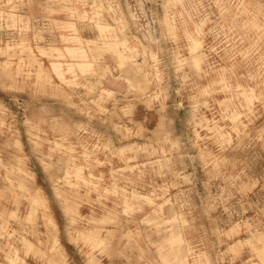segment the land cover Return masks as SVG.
<instances>
[{
	"label": "rangeland",
	"instance_id": "1",
	"mask_svg": "<svg viewBox=\"0 0 264 264\" xmlns=\"http://www.w3.org/2000/svg\"><path fill=\"white\" fill-rule=\"evenodd\" d=\"M0 264H264V0H0Z\"/></svg>",
	"mask_w": 264,
	"mask_h": 264
},
{
	"label": "crops",
	"instance_id": "2",
	"mask_svg": "<svg viewBox=\"0 0 264 264\" xmlns=\"http://www.w3.org/2000/svg\"><path fill=\"white\" fill-rule=\"evenodd\" d=\"M116 81H117V80H116ZM123 83H125V82H123ZM123 83L114 82L113 85H112L111 87H112V88L114 87V88L117 89V90H121V89H122V85H123ZM123 86H124V85H123ZM131 230H133V231L137 230V228L135 227V225H132V226H131ZM69 243H71V242H64V245L66 246V249H67V245H68ZM76 249H77V248H76ZM77 253H81V252H80V249L77 250ZM129 254H131V256H135V251H134V250L129 251ZM80 255H81L82 260L85 261V259H84V254L81 253Z\"/></svg>",
	"mask_w": 264,
	"mask_h": 264
}]
</instances>
